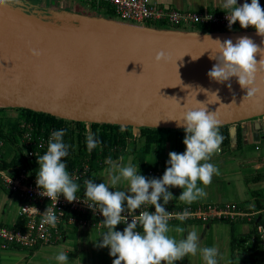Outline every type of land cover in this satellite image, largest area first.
<instances>
[{
    "label": "water",
    "instance_id": "obj_1",
    "mask_svg": "<svg viewBox=\"0 0 264 264\" xmlns=\"http://www.w3.org/2000/svg\"><path fill=\"white\" fill-rule=\"evenodd\" d=\"M0 6L6 9L0 11L2 107L75 122L132 126L140 135L143 127L183 129L177 121L182 123L186 108L206 106L216 112L220 126H229L232 141L241 123L245 137L250 130L256 141L264 137V69L255 74L250 87L257 91L252 96L236 77L219 83L208 76L217 63L210 58L217 54L214 40L235 44L246 36L264 48V36L255 28L205 33L129 22L145 36L102 38L92 32L99 25L50 21L61 18L50 8L32 9L16 1ZM67 16L81 20L85 14ZM33 49L40 55H33ZM160 51L168 53L167 62L155 61ZM255 58L259 62L264 57L258 52Z\"/></svg>",
    "mask_w": 264,
    "mask_h": 264
},
{
    "label": "clouds",
    "instance_id": "obj_2",
    "mask_svg": "<svg viewBox=\"0 0 264 264\" xmlns=\"http://www.w3.org/2000/svg\"><path fill=\"white\" fill-rule=\"evenodd\" d=\"M9 2L11 0H0V5ZM221 7L227 14L229 28L239 21L242 28L252 26L258 35L264 36V8L259 0H251V3L245 0L242 5H238L237 0H224ZM214 41L218 42L217 54L210 58L217 63L208 72L209 78L224 83L236 77L239 85L247 89V95L252 96L257 91L250 87L255 74L258 69H264V58L257 62L255 54L259 52L264 57V48L258 47L246 36L238 38L235 44L231 39ZM32 52L33 55H40L38 50L33 49ZM154 59L156 62H167L169 55L160 51ZM177 126L184 129L183 143L186 148L183 153L169 152L168 167L161 178H146L139 174V169L131 161L122 166L109 157L107 176L110 183L97 184L93 179L84 181L88 207L93 212L99 210L104 217L103 226L107 229L99 235L102 241L95 240L94 244L98 248L110 249L109 255L114 257L112 264H175L197 254L202 256L205 264H219V249L215 246L201 247L194 227L184 236V227L169 223L171 219L184 222L191 218L192 213L186 208L173 214L165 206L174 199L170 187L182 189L179 200L186 205L206 197L205 188L211 184L214 175L220 174L210 162L212 156L221 150L223 136L219 131L220 121L216 112H209L206 106L190 107L183 112L182 123L177 121ZM66 131L60 129L51 133L47 151L37 159L39 171L36 173V185L41 189L40 195L50 200L57 201L62 194L68 202H73L79 200L76 193L80 185L73 180L62 159L69 154L70 145L63 140ZM100 143L95 134L86 137L89 153ZM125 183L126 189L122 187ZM145 206H154L155 210L140 211ZM137 210L139 214L133 215ZM45 213L42 223L55 228L60 217L52 208H47ZM128 216H131V222ZM119 224L126 225L123 231L115 230ZM172 232L180 234L181 238L177 239L170 234ZM55 259L58 264H68V252H58Z\"/></svg>",
    "mask_w": 264,
    "mask_h": 264
},
{
    "label": "crops",
    "instance_id": "obj_3",
    "mask_svg": "<svg viewBox=\"0 0 264 264\" xmlns=\"http://www.w3.org/2000/svg\"><path fill=\"white\" fill-rule=\"evenodd\" d=\"M28 4V8L46 9L50 8L53 12H58L61 16L68 14H95L92 8L81 4L78 0H13ZM161 4H167L179 9H202V10H219L223 11L222 4L224 0H154ZM245 0H237L238 5H242ZM251 3V0H247ZM261 7H264V0H259ZM264 119V118H263ZM245 123L237 125V136L235 142L231 140L229 126L219 128L220 134L223 136L221 150L212 156L210 162L219 169V175H214L212 182L205 188L206 197L197 201L204 203H223L236 202L242 208L256 206L259 200H264V137L256 141L250 130L247 137L244 136L242 126ZM264 129V128H263ZM226 131L229 133L226 137ZM17 137V136H16ZM137 138V144H142V140ZM165 138V137H163ZM228 138V140H227ZM16 141V142H15ZM12 148L17 145V140ZM11 146V145H10ZM16 148V147H15ZM136 148V147H135ZM186 146L176 149L174 140H166L157 143L150 151V157L161 167L160 161L166 162L169 159V152L175 151L183 153ZM8 150V147L6 148ZM4 145H0V156L2 160L8 163L6 169L10 171L19 170L23 167L18 157L24 159L22 150L21 154H4L6 152ZM138 152L131 151L126 155L112 160L118 162L122 166L127 165L129 161L135 164V154ZM19 155V156H18ZM14 160H17L15 163ZM105 159L102 168L94 172L95 183H109L107 169L110 165ZM138 168V167H137ZM140 174V172H139ZM126 184V183H125ZM124 185V184H123ZM125 187L127 186L124 185ZM203 187V185H201ZM174 199L169 201L168 206H178L184 204L179 200L182 189L179 187H170ZM163 203L162 199L160 201ZM196 203V202H194ZM22 202L20 198L13 192L6 190L0 186V226L17 227L23 226L21 218ZM246 210V209H245ZM247 223L252 227L248 228ZM172 226H180L186 229L183 234L186 236L187 231L193 227L197 230L200 237L201 247L215 246L219 249V264H264L263 259L255 260L250 258L254 247L251 242L253 237L254 224L248 219L225 222L213 220L208 223L202 222H171ZM61 230L64 237L61 241L54 244L45 245L37 248H26L29 253H23L22 248L11 247L2 249L0 247V264H58L55 256L60 251L68 252V264H112L114 257L109 255L108 247L98 248L94 241H102L99 235L107 229L102 226L91 224L87 227H78L76 223L63 222ZM117 231H123L120 225L116 226ZM252 233V234H251ZM180 239V234L170 233ZM251 234V235H250ZM250 235L245 245L237 246V241ZM24 249V248H23ZM175 264H205L200 254L196 256H187Z\"/></svg>",
    "mask_w": 264,
    "mask_h": 264
},
{
    "label": "built area",
    "instance_id": "obj_4",
    "mask_svg": "<svg viewBox=\"0 0 264 264\" xmlns=\"http://www.w3.org/2000/svg\"><path fill=\"white\" fill-rule=\"evenodd\" d=\"M89 3L103 5L105 9L111 8L115 18L142 25H159L184 28H211L212 31H238L242 28L239 21L228 26L227 14L219 10L178 9L174 6L158 3L154 0H87ZM264 8V7H262ZM251 27V26H250ZM78 123H83L78 124ZM18 147L23 151L27 164L19 170L10 171L3 167L0 157V186L15 193L22 202L21 218L23 226H0V247L37 248L54 244L63 239L64 233L61 224L65 221L76 223L78 227H87L91 224L102 226L103 215L97 209L93 212L88 207L89 202L84 195L87 179L94 180V172L90 164L83 163L79 167L69 168L67 171L75 182L80 185L76 193L79 200L68 202L61 194L57 201L50 200L47 196L40 195L41 189L36 185V173L39 171L37 159L47 151L48 140L55 130L67 129L74 133L85 132L87 135L93 131L92 123L75 122L66 120L60 125H47L40 127L36 121L23 118L18 124ZM134 132V130H133ZM137 135V134H135ZM139 135V134H138ZM3 142L0 141V145ZM166 168L159 167L150 172V178H161ZM95 183V180H94ZM47 208H52L60 217L55 228L42 223ZM166 210L175 214L181 213L186 208L192 213L191 218L184 222L208 223L213 220L232 222L248 219L255 226V233L251 242L260 246L264 252V222H255L259 214H264V208L257 211L243 209L236 202L204 203L196 202L191 205L165 206ZM154 211V206H145L140 211ZM63 213V214H62ZM139 210L133 215H138ZM131 222V216H128ZM171 222H181L171 219ZM123 229L125 224H119ZM142 231V229H139Z\"/></svg>",
    "mask_w": 264,
    "mask_h": 264
},
{
    "label": "trees",
    "instance_id": "obj_5",
    "mask_svg": "<svg viewBox=\"0 0 264 264\" xmlns=\"http://www.w3.org/2000/svg\"><path fill=\"white\" fill-rule=\"evenodd\" d=\"M103 7V5L99 6ZM98 7V8H99ZM108 14H113V10L111 8L106 9ZM98 14H100L98 12ZM101 15V14H100ZM254 29V28H253ZM13 108V107H10ZM2 109V108H0ZM20 112V118H28L36 121V123L42 127L47 125H60L66 122L65 119L58 118L56 116L43 113L36 112L29 109L17 108ZM19 118V117H17ZM19 121L12 117H8L7 119L4 117H0V141L3 142L2 148L8 147V150L4 152V154H11L13 152L12 145L15 144V140H17V135L19 133L18 128ZM82 124L83 123H78ZM93 131L91 134H95V136L101 141V143L92 150L91 153L88 152L86 146V137L88 136L85 132L74 133L69 130L66 131L63 140L66 144L70 145L69 154L67 157L62 158L66 165L69 168L79 167L83 163H89L93 172L101 169L103 166V161L111 157L112 160L119 158L121 155H126L127 153L134 151L138 152L135 154V165L141 169L140 174L144 175L146 178H150V172L153 169L159 168L158 162H154L151 165H147L144 168V165L148 164L150 160V151L154 148L157 143H162L166 140H174V144L176 149L184 146L183 139L185 136L184 129H169V128H149L143 127L140 128V136L139 139L142 140V144H137L138 136L134 134L132 126H121L116 124H92ZM221 128L227 126H220ZM123 129V131H121ZM226 137H228L229 133L226 131ZM165 137V138H163ZM228 140V138H227ZM15 141V142H14ZM11 145V147L9 146ZM136 147V148H135ZM15 154H21L20 151L14 152ZM2 154V153H0ZM19 156V155H18ZM1 157V156H0ZM19 158V162L23 163V167L26 166L27 161L26 158ZM15 163L17 160H14ZM1 162L3 167L7 168L8 163L5 160ZM102 164H101V163ZM167 162V161H166ZM164 161H160L162 168L168 167L167 163ZM264 208V200H259L256 206H251L249 208H243L249 211H257ZM264 222V214H259L255 219V222ZM255 228V226H254ZM252 233H255V229H253ZM251 233V234H252ZM250 234V235H251ZM250 235H245L241 239L237 241V246L240 244L245 245ZM250 236V237H249ZM19 248V247H16ZM251 257L252 259L264 260V252L262 248L256 244H254L252 250Z\"/></svg>",
    "mask_w": 264,
    "mask_h": 264
},
{
    "label": "rangeland",
    "instance_id": "obj_6",
    "mask_svg": "<svg viewBox=\"0 0 264 264\" xmlns=\"http://www.w3.org/2000/svg\"><path fill=\"white\" fill-rule=\"evenodd\" d=\"M81 4L85 5V6H89L91 9V11L94 13H100L102 16L104 17H107V18H102V17H98V16H94V14H92L90 12V14H86L85 17H83V19H79V20H74L73 18L71 19L69 16L67 15H64V16H61V18L59 19H51L48 18L47 20H50L52 22H56L58 24H62V25H66V26H77V27H82L84 25V27H89V26H94L95 25H103L105 24V26L108 24V25H113V26H118V27H124V28H133V27H136V28H139L138 26H136V24H131V23H126V22H122V21H119V20H116L115 19V15L114 14H108V11L104 8V7H99V5L95 4V3H89L87 0H78ZM11 2H14L13 0H11ZM167 5V4H165ZM99 7V8H98ZM177 8V7H176ZM179 9V8H178ZM44 15V14H43ZM85 18V19H84ZM86 22H90L89 24H86ZM86 25H85V24ZM104 26V25H103ZM127 26V27H126ZM153 27H158V28H161V26L159 25H151ZM134 28V29H136ZM163 28H168V29H173V30H180V31H200V32H205V33H209V32H212V29L211 28H207V27H204V28H184V27H170V26H163ZM254 27H250L248 29H253ZM136 30H140V29H136ZM0 117H4V118H8V117H12L14 119H17L18 121H21L22 118H20V112L17 108H10V107H2L0 106ZM19 117V118H17ZM137 136H139L137 134ZM10 146V145H9ZM19 145H15V147L12 148L13 152H17L19 150H21L19 147ZM11 147V146H10ZM23 150V149H22ZM150 160L148 161V164L144 165V168L147 167V165H151L153 164L155 161H154V158L150 157L149 158ZM123 166H127V165H123ZM134 166H136L134 164ZM137 167V166H136ZM139 169V172H141V169ZM108 182L110 183V181L108 180ZM126 185V184H124ZM124 185H122L123 188H127V186L125 187ZM247 227L248 228H251L252 226L247 223ZM23 253H29V250L26 249V248H22L21 249Z\"/></svg>",
    "mask_w": 264,
    "mask_h": 264
},
{
    "label": "bare ground",
    "instance_id": "obj_7",
    "mask_svg": "<svg viewBox=\"0 0 264 264\" xmlns=\"http://www.w3.org/2000/svg\"><path fill=\"white\" fill-rule=\"evenodd\" d=\"M0 11H6V9L4 10V8L0 6ZM136 29L118 27L107 24L105 27H103L102 25L97 26L96 29L92 30V32L93 34H96L102 38H110V37H118V36H126L130 38H142L145 36L144 31L136 30Z\"/></svg>",
    "mask_w": 264,
    "mask_h": 264
}]
</instances>
